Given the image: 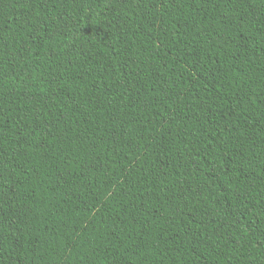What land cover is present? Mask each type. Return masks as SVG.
Segmentation results:
<instances>
[{"label": "trees", "instance_id": "trees-1", "mask_svg": "<svg viewBox=\"0 0 264 264\" xmlns=\"http://www.w3.org/2000/svg\"><path fill=\"white\" fill-rule=\"evenodd\" d=\"M0 264H264V0H0Z\"/></svg>", "mask_w": 264, "mask_h": 264}]
</instances>
